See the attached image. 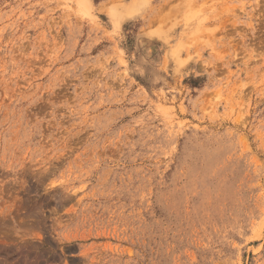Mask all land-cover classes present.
<instances>
[{"label":"rangeland","instance_id":"374dc122","mask_svg":"<svg viewBox=\"0 0 264 264\" xmlns=\"http://www.w3.org/2000/svg\"><path fill=\"white\" fill-rule=\"evenodd\" d=\"M0 264H264V0H0Z\"/></svg>","mask_w":264,"mask_h":264}]
</instances>
